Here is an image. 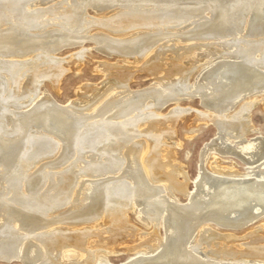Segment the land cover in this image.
<instances>
[{"label": "bare ground", "instance_id": "6f19581e", "mask_svg": "<svg viewBox=\"0 0 264 264\" xmlns=\"http://www.w3.org/2000/svg\"><path fill=\"white\" fill-rule=\"evenodd\" d=\"M40 1L0 0V55L17 57L0 61V190L10 194L0 200V261L106 264L120 237L137 234L141 244L129 249L137 257L126 264H264V222L242 243L205 228H243L264 217V139L250 136V111L264 103V40L248 39L264 35V0H85L32 10ZM86 6L113 10L93 19ZM44 17L63 32L46 42L30 34ZM93 27L100 31L85 39L103 43L123 66L99 64L106 84L58 105L41 90L44 80L57 87L65 73L54 54L82 46L78 35ZM145 30L152 34L134 37ZM173 37L188 44V57H171L184 46L154 51ZM132 70L154 84L132 90ZM184 97L203 108L195 122L216 129L200 153L194 192L173 165L170 142L189 111L179 107ZM169 103L176 108L162 114ZM218 154L244 170L222 166ZM130 211L152 232L130 225Z\"/></svg>", "mask_w": 264, "mask_h": 264}, {"label": "rangeland", "instance_id": "374dc122", "mask_svg": "<svg viewBox=\"0 0 264 264\" xmlns=\"http://www.w3.org/2000/svg\"><path fill=\"white\" fill-rule=\"evenodd\" d=\"M70 1L82 3L85 0H78V1L77 0H67V1L66 0H41L40 5L31 6V9L33 8L32 10H37V11L47 10L49 8L54 9L58 7H63L64 2L70 3ZM148 7L151 8V6H148ZM111 10H113V8L108 9L107 11L106 10L101 11V10H96V8H93L92 6H86L84 9V12L90 18L101 19L107 16L105 12H110ZM40 21L44 22L43 24L44 26L38 29L39 31H41V33L38 34L39 31L35 30L33 31V33L30 32V34H32L33 36L34 35L39 36L41 40H44V42H46V40H50V34L52 33V31L59 28L58 26H54V25H57L59 22L57 20L56 21L49 20L47 17H44ZM44 31H46V33ZM55 31L59 35L63 33L61 31L59 32V29ZM99 31L100 30L97 27H93L89 32H82L78 35V37L82 38L81 39V42H83L82 46H63V47H60V49L57 52H55L54 58L62 62V66L65 70V73L62 75L57 87H54L49 80L48 81L44 80L41 85V90L46 92L58 105H61V106L69 105L72 101L78 100L79 98H81L80 95L84 94L85 88H96V89L102 88L106 84L107 81L105 77L106 75L101 72V68H100L101 64L115 65L117 63L118 66H121V65L123 66V64L121 63L122 58L120 56L118 57V55L116 54L106 55L105 53L101 51V49L104 46L103 43H95L91 39H85L87 38V36L85 37L84 35H88L89 37H91L92 35L98 33ZM145 34H152V31L145 30V31H142L140 34H135L134 37L140 38L141 36H145ZM114 35L116 34H113V33L111 34V36L113 37ZM118 35H121V34H118ZM251 38H248V39L255 40L257 38L256 40H264V35H261L260 37L258 36L255 38L254 37H251ZM231 39L232 38H229L227 40H231ZM59 40L60 38H57L53 40L52 42H57ZM171 40L173 41H169L168 43H163V42L159 43L158 45L155 46V48H153L154 51L159 52L162 48H165V47H171L173 50H175L178 47L184 46V49L179 50L176 54H174V56L172 55L171 57H188V54H189L187 52L188 46H186L188 44L183 43V42L180 43L179 41L176 42V38L174 37L171 38ZM173 43H178L179 46L176 47ZM191 43H194V42H191ZM217 46L220 47L219 45H216L217 50L222 51V48L221 47L218 48ZM81 53L83 55L82 56L83 59H81L82 61L81 60L77 61L75 56ZM35 54H38V52L33 53V55ZM169 55L170 53H166V56H169ZM8 57L9 56L3 57V55H0V61H10L13 58H17L15 56L13 57L10 56L9 58ZM22 63H26V62L22 61ZM137 71L138 70H136V72L132 70V72L134 73L132 75V79L129 82V86L131 87L132 90L144 89L154 84V79L152 76H149L147 73L143 71H138V72ZM194 77L195 76H192L190 80L192 81ZM86 96L88 95L86 94ZM245 99L240 101V103L237 104V106L232 112H239L240 111L239 107L244 102L249 101L251 98H247L246 100ZM179 107L180 109H188L189 113L186 112L184 117L180 119V121L179 120L177 121L175 125V134H174L175 136L173 135L172 139L170 140V142L172 143L171 146L173 149V156H172V159L174 161L173 165L181 167L182 170L185 173H187L186 175H188V178H189V184H188L189 191L194 192L195 182L198 177L200 153L205 148L204 146H206V144L208 145L209 143H211L212 140L216 138V129L213 126V124L209 122L207 123L195 122L196 112L197 113L203 112V108L197 97L192 98V99L185 98V97L182 98V100L179 102ZM173 108H176L175 104L169 103V105L167 104V106H164L162 108L161 113L166 115V113H169ZM25 111H27V109L19 110L18 112H25ZM250 119L252 121L253 126L256 128L255 133L251 134L250 136L251 137L259 136L264 139V103L257 102L254 105V107L250 111ZM7 140H10V138H4V142H6ZM10 148H11L10 145L7 146L5 149V152H8ZM217 157H220V161H221L220 164L222 166H234V168L239 170L240 172L243 171L245 168L243 163L239 159L235 158L234 156L218 154ZM73 160L74 158L71 161ZM71 161H69V163ZM212 161H213V153L211 152V154L209 153L206 161L203 164L204 169L205 168L207 169V170L205 169L206 172H208V170L210 171L209 166L212 163ZM164 162H167V161L164 160ZM67 168L68 166L65 169ZM0 193H1L0 200L2 196H7V198L10 197V194L8 196L3 190H0ZM175 195L177 197V200L180 203L186 202L187 199L185 197H182V195H179V194H175ZM45 218L49 219L50 217L47 216ZM128 221L130 225H132L137 230H140L139 232H142V233L152 232L151 227H146L140 221L139 214L136 211H130L128 213ZM263 222H264V217L262 219L257 220L253 224L247 227H243V228L223 227L215 223H209L207 227L205 228L219 236H227L230 234L231 236L235 237L237 240L238 239L240 240V241H236V243H240V242L242 243L246 241V239L244 238L247 237L253 231V228L263 225ZM158 228H159V231H161V227L159 226ZM42 231L43 230H38L37 233L42 232ZM259 232L261 233V235H264V227L260 228ZM209 234L210 233H206V235L204 236H208ZM232 242L233 241L229 242L230 246L232 245ZM216 243L219 244L220 241L219 240L216 241V239H214L212 241V244H216ZM140 244H141V240L139 239L137 234L128 236V237L125 236V237H122V239L120 237L115 243V245L112 246V249H113L112 253L106 255V259L108 261L106 264H126L132 261L131 259L134 260L137 257V254L135 251L129 250V249L137 247ZM212 248L215 249L214 247ZM212 248L210 247L208 248V250H213ZM23 263L24 262L19 261V260H13L8 263H4L0 261V264H23ZM24 264H27V263H24Z\"/></svg>", "mask_w": 264, "mask_h": 264}]
</instances>
